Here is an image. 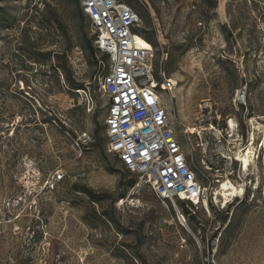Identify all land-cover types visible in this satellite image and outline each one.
Masks as SVG:
<instances>
[{
  "label": "rangeland",
  "instance_id": "obj_1",
  "mask_svg": "<svg viewBox=\"0 0 264 264\" xmlns=\"http://www.w3.org/2000/svg\"><path fill=\"white\" fill-rule=\"evenodd\" d=\"M127 1L177 81L163 102L212 202L162 200L107 151L81 0H0V264H264V0ZM226 179L244 193L218 196Z\"/></svg>",
  "mask_w": 264,
  "mask_h": 264
},
{
  "label": "built area",
  "instance_id": "obj_2",
  "mask_svg": "<svg viewBox=\"0 0 264 264\" xmlns=\"http://www.w3.org/2000/svg\"><path fill=\"white\" fill-rule=\"evenodd\" d=\"M81 6L104 66L100 87L108 100L107 151L160 199L179 200L191 210L209 205L211 190L199 180L163 102V92L173 99L177 81L164 69V52L155 66V49L140 33L139 11L127 0H81ZM64 177L58 172L45 185L54 189Z\"/></svg>",
  "mask_w": 264,
  "mask_h": 264
},
{
  "label": "bare ground",
  "instance_id": "obj_3",
  "mask_svg": "<svg viewBox=\"0 0 264 264\" xmlns=\"http://www.w3.org/2000/svg\"><path fill=\"white\" fill-rule=\"evenodd\" d=\"M143 41L144 40H141V43L146 45V42H143ZM252 124H254V128H257V129H261L263 127L261 125V123H259V122H254ZM235 125H236V121H234V119H231L229 121V128L232 131H235V133H236ZM254 139H255V132L252 133V137L250 139L251 143L248 145V147L245 150H243L242 152L239 150L240 152L238 153V159L241 160L242 170H244V171H248L250 166L256 162L255 160H256L257 156H256L255 149H254V144H255L253 142ZM261 145H262V147L264 146V136H263V142ZM221 184L222 185H220V187L219 186H218V188L216 187V189H217L216 193L218 196H222L223 199H227L229 196H237V195L241 196L245 190L244 185H236L235 183H233L230 180L224 181ZM217 199H218V197H217ZM205 205H206V207H208L207 202H205Z\"/></svg>",
  "mask_w": 264,
  "mask_h": 264
},
{
  "label": "trees",
  "instance_id": "obj_4",
  "mask_svg": "<svg viewBox=\"0 0 264 264\" xmlns=\"http://www.w3.org/2000/svg\"><path fill=\"white\" fill-rule=\"evenodd\" d=\"M140 32H141V31H140ZM88 49H89L91 55L94 56V55H95V51H96V49H95V47L93 46L92 43H90V44L88 45ZM75 85H79V84H75ZM135 183H136V179H135V178H133V177L129 178V180H128V184H129V185H134ZM84 189H85L86 192L90 193V190H88L87 187H84ZM182 208H183L184 213L187 214L189 217L191 216V218H192V217H193L194 219L196 218L195 215H193V214H191V213L189 212V210L185 207L184 204H182Z\"/></svg>",
  "mask_w": 264,
  "mask_h": 264
}]
</instances>
